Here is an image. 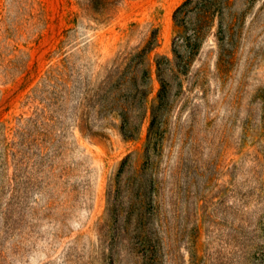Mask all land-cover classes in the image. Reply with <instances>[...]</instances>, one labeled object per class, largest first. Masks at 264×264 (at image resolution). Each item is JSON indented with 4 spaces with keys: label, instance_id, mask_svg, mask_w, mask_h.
<instances>
[{
    "label": "rangeland",
    "instance_id": "374dc122",
    "mask_svg": "<svg viewBox=\"0 0 264 264\" xmlns=\"http://www.w3.org/2000/svg\"><path fill=\"white\" fill-rule=\"evenodd\" d=\"M185 1L123 0L98 25L80 0H0V264H264V0L226 83L207 33L205 95L174 105L149 169V119L125 141L100 114L113 60L158 28L153 104Z\"/></svg>",
    "mask_w": 264,
    "mask_h": 264
},
{
    "label": "trees",
    "instance_id": "16d2710c",
    "mask_svg": "<svg viewBox=\"0 0 264 264\" xmlns=\"http://www.w3.org/2000/svg\"><path fill=\"white\" fill-rule=\"evenodd\" d=\"M122 1L80 0V3L83 16L98 25H107L114 19ZM255 1L187 0L177 9L174 22L181 30L173 41V57L162 56L156 60L160 87L151 106L148 105L151 93L149 55L159 45L158 28L147 29L143 42L120 51L107 69L98 105L100 114L104 120L117 117L119 132L125 141L137 140L149 119L144 151L147 169L154 165L153 157L163 152L174 105L179 102L186 109L194 90L205 95L209 71L202 66L193 74L192 67L207 33L216 25L218 59L213 75L219 82L226 83L231 77L238 46L247 41L256 42L258 38L253 34L255 23L252 21L256 15L249 24L247 22L249 8ZM190 117L191 122L195 121V111L190 112Z\"/></svg>",
    "mask_w": 264,
    "mask_h": 264
}]
</instances>
